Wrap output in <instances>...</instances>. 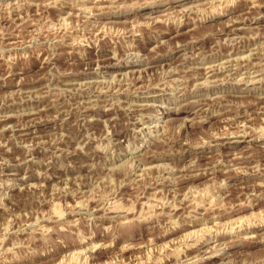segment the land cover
Wrapping results in <instances>:
<instances>
[{"label": "rangeland", "instance_id": "rangeland-1", "mask_svg": "<svg viewBox=\"0 0 264 264\" xmlns=\"http://www.w3.org/2000/svg\"><path fill=\"white\" fill-rule=\"evenodd\" d=\"M92 7L0 0V264H264V0Z\"/></svg>", "mask_w": 264, "mask_h": 264}, {"label": "clouds", "instance_id": "clouds-1", "mask_svg": "<svg viewBox=\"0 0 264 264\" xmlns=\"http://www.w3.org/2000/svg\"><path fill=\"white\" fill-rule=\"evenodd\" d=\"M26 2H30V0H26ZM103 4L104 7L100 8V5ZM138 4V0H133L132 4L128 3V0H92V8L82 9L87 15L94 14V9H100V11H108L111 9H125L129 7L136 6ZM79 3L74 4V7H79ZM39 7V5H37ZM6 235L0 238V249L3 247V242L6 239ZM11 251V249H8Z\"/></svg>", "mask_w": 264, "mask_h": 264}, {"label": "bare ground", "instance_id": "bare-ground-1", "mask_svg": "<svg viewBox=\"0 0 264 264\" xmlns=\"http://www.w3.org/2000/svg\"><path fill=\"white\" fill-rule=\"evenodd\" d=\"M242 29V28H241ZM236 30H240V29H236ZM263 37V36H262ZM261 42V41H260ZM230 56V55H229ZM230 59V58H229ZM227 62H232V60H228ZM212 70V69H211ZM216 85V84H215ZM118 93V92H117Z\"/></svg>", "mask_w": 264, "mask_h": 264}]
</instances>
